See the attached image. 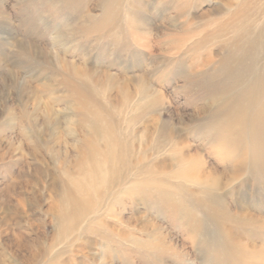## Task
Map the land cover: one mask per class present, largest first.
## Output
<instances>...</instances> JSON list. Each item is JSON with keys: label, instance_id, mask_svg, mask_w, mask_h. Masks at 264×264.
Masks as SVG:
<instances>
[{"label": "rangeland", "instance_id": "374dc122", "mask_svg": "<svg viewBox=\"0 0 264 264\" xmlns=\"http://www.w3.org/2000/svg\"><path fill=\"white\" fill-rule=\"evenodd\" d=\"M105 2L112 5L109 14L98 0H0V264H264V184L252 180L237 186L234 195L252 219L241 223L231 216L233 198H224L226 220L201 223L202 236L195 226L206 205L182 194L190 185L166 182L162 188L170 200L144 189L131 198L119 195L102 203H111V212L101 206L103 226L95 223L91 233L58 237L51 184L61 179L60 159L74 156L88 134L82 114L115 118L119 130L135 138V157L146 152V165L157 174L160 166L167 172L178 168L183 158L178 135L207 169L227 167L213 154L210 135L195 126L205 116L201 111H212L214 94L203 78L215 65L207 66L208 56L218 61L223 46L198 42L234 0ZM31 46L39 56L50 51L47 65L33 62ZM73 66L81 71L73 80L81 86L80 97L69 94L57 77L71 75ZM188 70L194 78H188ZM26 86L38 88L40 107L26 97ZM42 103L54 113L47 126L40 116L42 126L34 130L31 118L44 111ZM32 146L45 159L35 176L28 156ZM221 225L233 231L236 243L219 232ZM237 246L248 256L236 254Z\"/></svg>", "mask_w": 264, "mask_h": 264}, {"label": "bare ground", "instance_id": "6f19581e", "mask_svg": "<svg viewBox=\"0 0 264 264\" xmlns=\"http://www.w3.org/2000/svg\"><path fill=\"white\" fill-rule=\"evenodd\" d=\"M181 1L178 0V3ZM98 2H101L104 14H109V11L113 9L112 5H104L105 0H98ZM174 5L176 11L177 6ZM227 6V13L223 14L218 25L198 42V45L203 46L219 42L223 46L224 54L216 62L213 61L212 56H208L207 66L214 63L215 65H213L212 73L208 74V77L206 75L203 81L205 80V88L210 89L214 94L210 99L212 111H201L200 114L204 113L205 116L200 120L201 122L195 124L210 135L213 140L211 148L215 150L213 154L222 158L227 164L226 169L220 171L216 168L207 169L200 155H190L194 147L181 141L178 135L175 136L178 139L176 143L183 156L176 163L178 168L176 171L173 170L174 172H167L164 171V166H160L159 174H157L146 165L148 160L146 152L142 151L135 157L133 146L135 138H130L131 133H128V130L127 134H123L116 126L115 118L110 116L107 119H101L99 114L92 112L82 114V119L88 124V134L80 140V147L74 149V156L67 157L66 154L64 159H60L61 161L57 164V173L61 175L59 177L61 179L56 181L53 178L51 184V192L58 203L57 209H53L58 237H66L76 232H78L76 235L91 233V225L95 223L103 226V221L100 219L103 211L101 206H105L104 210L111 212L109 208L112 202L109 199L113 200L119 195L131 198L132 195L134 196L133 191L141 193L144 189L158 193L161 200H170L171 194L166 193L162 188V184L166 182L190 185L191 188H182L184 190L182 194L186 197L190 196L195 205H206L207 212L201 219L196 220L199 221V225L195 226L197 230H201L199 232L201 236L206 233L201 223L210 220L218 221V219L221 221V218L226 220L225 199L227 197L233 198L232 202L236 210V213L231 216L239 218L241 223L252 219L239 202V194L236 198L234 195L236 187L248 180L264 184V0H234V3H228ZM33 46L27 48L33 62L42 66L47 65L45 63L49 62L50 51L44 57L39 56L32 48ZM52 61H55V57ZM70 69L71 75L58 72L57 77L64 82L65 88L68 87L69 94L80 97L81 86L77 83L75 85L73 81L81 74L80 68L73 66ZM194 74L188 70V78H194ZM34 75H31V78L37 76ZM28 77H30L28 73L23 76L27 80ZM140 84L143 85L142 82ZM30 87L26 86L22 91L28 93L25 95L26 97L28 95L31 101L33 100L32 104L35 102L40 107L38 88ZM141 87L147 90L146 87ZM49 97L53 101L56 99L50 95ZM43 110L39 111L40 114L35 111V115L31 118L34 130L42 126L38 123L40 116L42 123L46 126L47 119L49 121L53 116L54 111L48 107V104H43ZM103 125L106 126L105 129L102 128ZM174 147L176 148L175 145ZM29 149L28 156L35 163L34 176L39 175V168L42 163H45L43 162L45 159L43 160V155L37 147L32 146ZM104 185L107 190L104 189ZM108 201L111 203L102 205L103 202ZM223 227L224 225H221L219 232L225 236L226 240L228 239V242L236 243L233 231ZM157 238L159 240L160 236ZM246 250L243 246L234 248L236 254L248 256ZM257 253L260 254L258 250Z\"/></svg>", "mask_w": 264, "mask_h": 264}]
</instances>
